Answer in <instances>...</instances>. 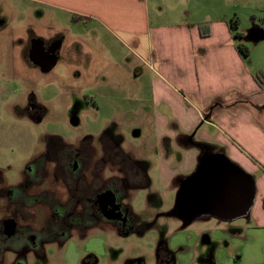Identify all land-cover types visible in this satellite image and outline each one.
Listing matches in <instances>:
<instances>
[{"label": "rangeland", "instance_id": "374dc122", "mask_svg": "<svg viewBox=\"0 0 264 264\" xmlns=\"http://www.w3.org/2000/svg\"><path fill=\"white\" fill-rule=\"evenodd\" d=\"M198 1L210 6L208 17L228 22L239 18L238 30L243 37L238 40L233 34L236 45L240 41L250 49V55L244 57L246 63L264 69V39H248L252 28H264V0ZM11 2L0 0V169L9 183L15 184L23 178L22 171L35 154L37 162L32 164V173H39L35 189L41 193L49 188L53 194L47 209L43 203L36 204L33 216L26 221L38 229L49 221L56 237L62 232L74 235L93 231L91 236L109 246L110 255L97 250L102 264H109L110 258L118 264H137L140 260L143 264H157L149 246L152 242H167L162 233L166 219L158 213L168 207L177 209L178 192L161 181L163 157L168 156L157 134L156 120L162 108L152 96L144 99L147 90L141 97L129 96L126 91L137 79L129 71L131 66L147 68L141 83L144 89L153 90L151 80L156 72L155 67L150 69L144 62L147 50L138 52L137 42L91 39L87 45L92 49L94 65H74L71 69L78 71L82 81L69 78L62 55L59 66L44 73L22 56L12 37L13 30L19 32L23 27L17 25L19 16ZM193 7L197 6L193 3L190 8ZM35 16L42 35L52 31V24H45V9H37ZM63 29L59 27L58 31ZM117 47L121 53L115 59ZM121 60L124 62L119 64ZM245 102L251 109L258 107L254 101ZM233 105L245 107L241 101ZM31 106L42 110L40 121L31 117ZM222 107L225 106L218 103L210 106L214 110ZM108 188L125 192L120 202L129 211L126 233L121 232L122 227H112L114 223L106 222L97 209V193ZM8 205L6 197L0 199L2 217L7 215ZM58 210L67 215L68 223L59 222L55 216ZM99 220L100 227L91 230ZM84 244L77 242V250L66 253V259L63 254L67 251L51 241L44 244L42 252L29 247L19 253L8 250L5 264L18 263L19 258L25 264H66L68 257L69 264H86ZM115 252L118 256H113Z\"/></svg>", "mask_w": 264, "mask_h": 264}, {"label": "crops", "instance_id": "0c3cea01", "mask_svg": "<svg viewBox=\"0 0 264 264\" xmlns=\"http://www.w3.org/2000/svg\"><path fill=\"white\" fill-rule=\"evenodd\" d=\"M14 3L17 25L23 28L13 30L12 37L22 56L44 73L58 67L62 55L69 78L82 81L78 71L71 69L94 65L87 45L91 39L137 42L138 52L147 50L144 62L156 72L151 80L153 90L144 89L141 83L147 68L131 66L129 71L137 79L126 91L141 97L147 90L144 99L150 95L162 108L156 126L159 143L168 155L162 162L164 186L179 193L205 156L220 154L253 179L256 192L250 210L231 220L210 214L186 219L177 208L176 196L177 209L168 207L158 213L166 219L162 233L167 242L149 246L157 264H264V86L256 80L260 69L246 63L238 51L229 22L208 17L210 6L198 0H12ZM193 3L197 7L191 9ZM37 9H45V24H52V31L45 35L34 18ZM204 21L211 22L210 35L200 31L198 24ZM59 27H64L62 32ZM118 49L115 59L121 53ZM245 99L256 102L257 109L246 106ZM237 101L245 107L233 105ZM217 103L225 107L210 108ZM92 232L51 242L67 251L64 258L70 250H77V242H84L86 264H102L97 250L110 255L109 246L99 243ZM23 247L18 246V253ZM34 247L31 250H37ZM18 261L15 264H25L22 258ZM69 262L68 257L66 264ZM109 264L118 261L112 263L110 258Z\"/></svg>", "mask_w": 264, "mask_h": 264}, {"label": "flooded vegetation", "instance_id": "af4514ba", "mask_svg": "<svg viewBox=\"0 0 264 264\" xmlns=\"http://www.w3.org/2000/svg\"><path fill=\"white\" fill-rule=\"evenodd\" d=\"M29 112L35 121V118H37V121L41 120L42 110L40 108L31 106ZM36 160L37 158L34 154L28 160V163H26L22 171L23 178L15 184L9 183L5 171L0 169V186L4 183L0 187V199L6 197L7 202L9 203L7 215L2 217L0 214V264L6 262V253L8 250H13L18 253L19 245H23L24 249L27 247L32 249L36 246V249L41 251L40 249L43 248L45 243L51 240H62L71 236L65 235L64 232H62L60 237H56L53 229L50 227L51 224L49 221L46 223V226H43L40 229L32 226L30 222L26 221L30 220V217L33 216L36 204L43 203V206L47 209L49 201H51L53 197L52 191L49 188L41 193L37 192L35 189L36 185L39 184L37 176L39 173L36 172L35 175H33L32 164L37 162ZM38 164V166H40L41 162H38ZM43 166L44 164L42 167ZM5 180L8 182L7 184H5ZM127 186H129V184ZM108 189L109 190L106 189L103 192L97 193V209L102 212L106 222L114 223L112 227L118 226L120 229L122 227V230L126 231L128 222H130V218H128L129 211L124 208L120 202V199L125 192H115L110 188ZM124 209H126V211H124ZM57 212H59V210ZM20 216H22L23 219L25 218V220H22ZM55 216H57L59 222H63V224L68 223L66 214L64 215L62 212H59L56 213ZM52 217L53 215L49 218L50 221H52ZM56 222L58 221L55 220V223ZM99 222L101 221L99 220L96 222L90 227V229L93 228L91 230H95V228L100 227L101 224Z\"/></svg>", "mask_w": 264, "mask_h": 264}, {"label": "water", "instance_id": "95a60500", "mask_svg": "<svg viewBox=\"0 0 264 264\" xmlns=\"http://www.w3.org/2000/svg\"><path fill=\"white\" fill-rule=\"evenodd\" d=\"M248 39H264V28H252ZM255 192L253 179L241 167L225 155H209L186 178L177 195V208L186 219L210 214L231 220L248 213Z\"/></svg>", "mask_w": 264, "mask_h": 264}, {"label": "trees", "instance_id": "16d2710c", "mask_svg": "<svg viewBox=\"0 0 264 264\" xmlns=\"http://www.w3.org/2000/svg\"><path fill=\"white\" fill-rule=\"evenodd\" d=\"M200 31L203 35H210L212 30H211V22L210 21H204V22H200L198 24ZM229 26L231 31L234 32V37L237 38L238 40H240L243 37V33H241L238 28H239V18L238 17H233L230 22H229ZM238 51L240 52V54L243 57H248L250 55V49L248 48V46H246L245 44L241 43L240 41H238L237 45H236ZM256 80L260 83V85H264V71L263 70H259L256 74ZM121 231H124L121 229ZM125 232V231H124Z\"/></svg>", "mask_w": 264, "mask_h": 264}]
</instances>
